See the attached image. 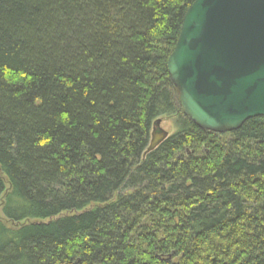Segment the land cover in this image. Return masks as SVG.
<instances>
[{"label": "trees", "instance_id": "obj_1", "mask_svg": "<svg viewBox=\"0 0 264 264\" xmlns=\"http://www.w3.org/2000/svg\"><path fill=\"white\" fill-rule=\"evenodd\" d=\"M194 1L0 0V264H264V117L202 129L168 73Z\"/></svg>", "mask_w": 264, "mask_h": 264}, {"label": "water", "instance_id": "obj_2", "mask_svg": "<svg viewBox=\"0 0 264 264\" xmlns=\"http://www.w3.org/2000/svg\"><path fill=\"white\" fill-rule=\"evenodd\" d=\"M183 113L227 133L264 117V0H195L167 60ZM154 122L153 151L169 136Z\"/></svg>", "mask_w": 264, "mask_h": 264}, {"label": "rangeland", "instance_id": "obj_3", "mask_svg": "<svg viewBox=\"0 0 264 264\" xmlns=\"http://www.w3.org/2000/svg\"><path fill=\"white\" fill-rule=\"evenodd\" d=\"M175 119H176V116L175 115H168V116H164L161 118V127L165 130H167L169 132V134H173L175 132ZM4 197V196H3ZM2 202L0 203V219H5L6 221V218L4 217L3 215V212H2ZM9 225H11V223L9 221H6Z\"/></svg>", "mask_w": 264, "mask_h": 264}]
</instances>
